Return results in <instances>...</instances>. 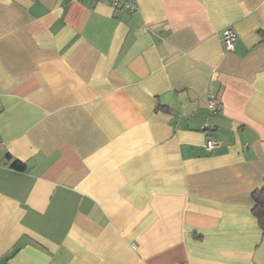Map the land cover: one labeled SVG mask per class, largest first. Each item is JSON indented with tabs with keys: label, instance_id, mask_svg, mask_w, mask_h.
I'll return each mask as SVG.
<instances>
[{
	"label": "crops",
	"instance_id": "1",
	"mask_svg": "<svg viewBox=\"0 0 264 264\" xmlns=\"http://www.w3.org/2000/svg\"><path fill=\"white\" fill-rule=\"evenodd\" d=\"M130 1L0 0V264H264V0Z\"/></svg>",
	"mask_w": 264,
	"mask_h": 264
},
{
	"label": "built area",
	"instance_id": "2",
	"mask_svg": "<svg viewBox=\"0 0 264 264\" xmlns=\"http://www.w3.org/2000/svg\"><path fill=\"white\" fill-rule=\"evenodd\" d=\"M110 3L115 7L121 6L128 10H134L137 8L135 2L130 0H109ZM236 38V33L230 27L225 28L222 31V43L225 49H231L233 47L234 40ZM206 107L209 113H216L221 108V101L214 93H208L206 96ZM204 126H201L203 128ZM216 142L211 138H208L204 144L206 150H210Z\"/></svg>",
	"mask_w": 264,
	"mask_h": 264
},
{
	"label": "trees",
	"instance_id": "3",
	"mask_svg": "<svg viewBox=\"0 0 264 264\" xmlns=\"http://www.w3.org/2000/svg\"><path fill=\"white\" fill-rule=\"evenodd\" d=\"M12 165L17 169H24L25 167V164L17 159L13 161ZM252 198V213L256 217L258 224L264 233V180L262 186L252 192Z\"/></svg>",
	"mask_w": 264,
	"mask_h": 264
}]
</instances>
